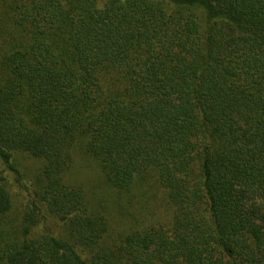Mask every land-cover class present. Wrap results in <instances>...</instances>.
Segmentation results:
<instances>
[{"label": "trees", "instance_id": "16d2710c", "mask_svg": "<svg viewBox=\"0 0 264 264\" xmlns=\"http://www.w3.org/2000/svg\"><path fill=\"white\" fill-rule=\"evenodd\" d=\"M0 264H264V0H0Z\"/></svg>", "mask_w": 264, "mask_h": 264}, {"label": "rangeland", "instance_id": "374dc122", "mask_svg": "<svg viewBox=\"0 0 264 264\" xmlns=\"http://www.w3.org/2000/svg\"><path fill=\"white\" fill-rule=\"evenodd\" d=\"M18 162L20 161L18 160ZM21 166L22 167L20 168V170L24 172L23 182L26 185H30V183L32 182L31 178H33L37 172V169H38L37 164L34 163L33 161L32 162L22 161ZM89 173L90 172L88 170H83V172L77 175V177H79L80 179H85ZM9 182H10L11 195H12V198L15 200V202L24 201L23 190L19 187L20 185L16 181V177L14 175L12 174L10 175Z\"/></svg>", "mask_w": 264, "mask_h": 264}]
</instances>
